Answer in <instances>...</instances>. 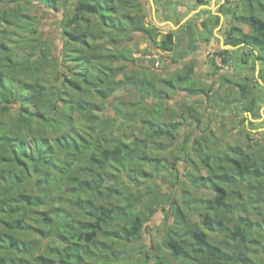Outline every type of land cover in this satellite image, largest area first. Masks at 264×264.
<instances>
[{"label": "trees", "instance_id": "obj_1", "mask_svg": "<svg viewBox=\"0 0 264 264\" xmlns=\"http://www.w3.org/2000/svg\"><path fill=\"white\" fill-rule=\"evenodd\" d=\"M14 1L0 0V264H132L130 255L144 264H264V146L254 153L195 136L191 150L180 144L187 168L179 196L160 190L185 117L201 122L193 107L180 117L166 103L179 90L209 96L213 86L197 83L191 60L166 74L155 71L152 53L151 64L139 65L127 42L137 35L156 53L171 52L172 62L186 59L195 45L191 18L180 27L186 48L176 52V31L145 23L143 0ZM33 2L55 12L71 5L57 54L21 10ZM218 10L230 14L223 44L251 51L263 70L264 0H224ZM211 19L217 27L220 17ZM209 53L229 63L228 50ZM239 88L233 98L217 93L221 110L255 111L260 94ZM156 202L178 212L159 243L134 251Z\"/></svg>", "mask_w": 264, "mask_h": 264}, {"label": "rangeland", "instance_id": "obj_2", "mask_svg": "<svg viewBox=\"0 0 264 264\" xmlns=\"http://www.w3.org/2000/svg\"><path fill=\"white\" fill-rule=\"evenodd\" d=\"M68 1V3H74V0ZM143 1L145 2L146 10L148 12V16L144 18L145 23L152 22L160 27L163 32L169 29L176 31V45L174 46L175 51L178 52L181 49L186 48L189 35L187 34V30L180 29V27L190 18L187 17V13L191 10L190 8L194 7L195 3L192 0H158L157 4L154 3L153 11L150 1ZM222 2L223 0H210L209 4L206 5L208 7L200 6L199 9H207L210 11L215 9V7ZM13 4L15 5L14 7L18 8L21 6V1L15 0ZM38 6L37 2H33L31 5L21 8V10L25 14L34 17L35 21H37L39 30L37 33L42 34L41 37L49 39V42L52 45V52L57 54L59 52L61 42V36L59 34L60 24L64 19V14L68 13L69 9H71V5H68L63 12L60 10L56 12L52 10H45V8L41 9V7L39 8ZM16 8H14V10ZM207 14L210 15L209 13ZM184 18L186 19L184 20ZM182 20H184V22L180 23ZM167 21L171 22L174 27ZM231 23L235 24L236 22L233 20ZM190 24L195 32L194 48L190 52L189 57L186 59L182 58L176 62L171 61V55H173L171 52L167 53L164 51H157L158 53H156L155 48L151 47L149 43L144 39H141L140 36L135 35L133 39L127 42V47L130 51H132V54L135 57H139V60H137L139 65L141 64L143 66H147L151 64L148 59L149 55H151L150 53H152V55L159 60L158 66L155 67L153 64V67L155 68V71L160 74L173 73L176 70L183 71L191 64L194 67V77L196 78L197 83L205 87L209 85L213 86L212 93H210L209 96L199 94L195 97H191L185 95V93L179 90L174 94H171L172 98H170L166 103L167 106L170 107L169 110L176 111V114L180 117L183 115L185 117L187 114L186 111L185 113H181L180 108L183 107L184 109H187L186 107L191 106L195 111H198L201 118V122L196 124L191 117H185L186 124L180 126L179 136L168 149L170 151V156L166 153L169 163L168 169L163 173L162 177L164 179L165 186H161L160 190L163 191L165 196H169L171 199L179 196L180 187L184 185L181 183V180L184 178V170L187 168L184 161L186 151H181V142H185L186 147L191 150L193 145L192 138L195 136L200 137L204 134L206 137L216 140L220 147L225 145L233 146L235 144H240L246 150L258 153L262 146H264V69L260 70L258 66L259 64L253 60L254 57L251 51L243 48L241 49L239 45L232 47L219 46V38V40H214L213 46L210 47L207 45L208 41L211 40L212 37V34H209L211 31L210 28L213 27L211 22H209V26L207 28L209 31L206 32L207 35L204 32L198 37H196V30L199 32L202 25H200L199 21H196L195 19L191 20ZM237 25L247 28L245 26L246 24L243 22ZM217 27H215L216 32L224 41L225 33L228 28L227 26H222L220 28L221 30L218 31L217 29H219L220 26L218 28ZM25 35L30 36L31 34L27 32ZM219 48L228 50L230 60L225 66H221L219 56L207 53L208 50L212 52L218 50ZM212 56L214 57L216 67L212 66L210 63ZM244 56L248 59L247 63H241L240 61L241 57ZM189 60H191L190 64L188 63L186 65L185 63ZM225 77H229L231 82H225ZM221 82H223V84H220ZM235 83L238 86H235ZM246 85H248L253 92L260 94L255 111L248 113L241 107L235 111L230 109L221 110L219 103L214 100L217 93L223 95V93L228 92L231 94V98H233L236 97L239 92V86ZM117 95L121 96L122 92H118ZM109 101L114 104L117 103V99H115L114 95L109 98ZM231 105H235V102H232ZM109 112L113 113L112 111ZM249 116L252 119H250ZM168 120H172V117H168ZM135 131L139 133L137 127L135 128ZM132 137L133 134L130 135V138ZM175 156L177 158H175ZM201 172L205 174V170L202 168ZM197 192L201 195H205L206 191ZM154 207L156 208V211L150 216L149 220H147L142 238L138 247H136L134 251L141 250L142 252H146L150 250L152 245L159 243L166 227L172 223L176 212H178L175 204L156 202ZM247 216L252 221L254 226L258 217L250 211H248ZM189 218L191 219L194 228H201L194 216L189 215ZM262 245L263 247L260 245L262 248H260L259 253L260 257L264 260V242H262ZM42 251L43 248H41L39 253ZM136 253L140 254L138 252ZM128 259L133 260L132 264H144L142 262H138L137 259L135 260L131 257V255Z\"/></svg>", "mask_w": 264, "mask_h": 264}, {"label": "crops", "instance_id": "obj_3", "mask_svg": "<svg viewBox=\"0 0 264 264\" xmlns=\"http://www.w3.org/2000/svg\"><path fill=\"white\" fill-rule=\"evenodd\" d=\"M192 1L195 3L194 0H192ZM219 6L220 5H217V7H215L216 10L215 9H212V10H210V12H207V11L204 12V10L202 11V9H199V6L194 5L193 8H190L191 10L187 14H191L190 15L191 20H194L195 19L196 21H199L200 25H201V21L206 22L207 23V28L209 26V22H211V20H212L211 19L212 18V15H218L220 17V21H219V25H218V27L220 26L219 27V29H220L223 26V24H226L228 22V17H229L230 14H225L224 15L223 13L218 12L219 11L218 10ZM207 13H209L210 15H208ZM207 28H203L201 26V29L199 30V32H197L198 30H196V37L200 36L204 32L207 35L206 32H209L207 30ZM219 29H217V30L219 31ZM209 34H212V37H211V40L206 39V40H209L208 43H207V45H209L210 47L213 46L214 40L219 38L220 39L219 46H221V42H223V40L217 34L215 27L211 29V31L209 32ZM206 49H208V48H206ZM210 50H214V49H210ZM209 52L210 51L208 50L207 53H209ZM249 118L252 119L250 116H249Z\"/></svg>", "mask_w": 264, "mask_h": 264}, {"label": "water", "instance_id": "obj_4", "mask_svg": "<svg viewBox=\"0 0 264 264\" xmlns=\"http://www.w3.org/2000/svg\"><path fill=\"white\" fill-rule=\"evenodd\" d=\"M149 1H150V4H151L152 8H153V11H154V2H153V0H149ZM213 4H214V3H213ZM190 15H191V14H188L187 17L189 18ZM187 17H186V18H187ZM186 18H184V20H185ZM184 20H182L180 23L184 22ZM167 22H168L171 26L174 27V25H173L171 22H169V21H167ZM221 46H229V47H232V45H230V44H223V42H221Z\"/></svg>", "mask_w": 264, "mask_h": 264}, {"label": "built area", "instance_id": "obj_5", "mask_svg": "<svg viewBox=\"0 0 264 264\" xmlns=\"http://www.w3.org/2000/svg\"><path fill=\"white\" fill-rule=\"evenodd\" d=\"M158 64H159V61L157 60V61L155 62V64H154V66L157 67Z\"/></svg>", "mask_w": 264, "mask_h": 264}, {"label": "clouds", "instance_id": "obj_6", "mask_svg": "<svg viewBox=\"0 0 264 264\" xmlns=\"http://www.w3.org/2000/svg\"><path fill=\"white\" fill-rule=\"evenodd\" d=\"M223 1H224V0H223ZM220 4H221V3H220ZM220 4H218V5H220ZM213 5H214V4H213ZM200 6H206V5H199V7H200ZM206 7H208V6H206ZM187 15H188V14H187Z\"/></svg>", "mask_w": 264, "mask_h": 264}]
</instances>
